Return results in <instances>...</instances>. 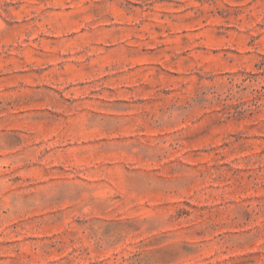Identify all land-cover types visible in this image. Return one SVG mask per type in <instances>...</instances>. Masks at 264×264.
<instances>
[{
	"label": "rangeland",
	"instance_id": "374dc122",
	"mask_svg": "<svg viewBox=\"0 0 264 264\" xmlns=\"http://www.w3.org/2000/svg\"><path fill=\"white\" fill-rule=\"evenodd\" d=\"M0 264H264V0H0Z\"/></svg>",
	"mask_w": 264,
	"mask_h": 264
}]
</instances>
